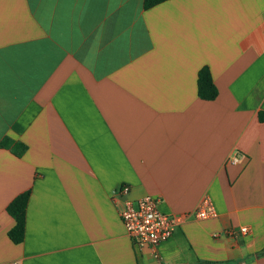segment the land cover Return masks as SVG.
Returning <instances> with one entry per match:
<instances>
[{"label": "crops", "instance_id": "obj_1", "mask_svg": "<svg viewBox=\"0 0 264 264\" xmlns=\"http://www.w3.org/2000/svg\"><path fill=\"white\" fill-rule=\"evenodd\" d=\"M261 113L264 0H0V142L28 147L0 148V264H264ZM148 195L187 217L158 257L120 217Z\"/></svg>", "mask_w": 264, "mask_h": 264}, {"label": "built area", "instance_id": "obj_2", "mask_svg": "<svg viewBox=\"0 0 264 264\" xmlns=\"http://www.w3.org/2000/svg\"><path fill=\"white\" fill-rule=\"evenodd\" d=\"M242 155L235 154L228 162L237 164L241 162ZM130 192L128 186L118 190V196H126ZM161 200L148 195L138 201L125 199L120 217L130 239L139 249L150 247L158 257L157 248L162 243L169 241L176 229L187 218L184 215H168L160 210ZM218 215L214 204L209 197H205L197 209L192 213L196 219L207 220ZM250 232L248 227H242L239 233L246 235ZM229 235L235 236L237 231L230 230Z\"/></svg>", "mask_w": 264, "mask_h": 264}, {"label": "trees", "instance_id": "obj_3", "mask_svg": "<svg viewBox=\"0 0 264 264\" xmlns=\"http://www.w3.org/2000/svg\"><path fill=\"white\" fill-rule=\"evenodd\" d=\"M168 0H144V8L150 9ZM198 92L201 99L213 101L219 95L213 76L209 68H203L199 73ZM260 120L264 122V113L260 114ZM0 148L10 150L17 157H22L28 147L21 142L6 137L0 142ZM31 192L27 191L19 195L7 208L10 216L15 220V225L9 232L10 239L15 244H22L26 237L27 210ZM264 255V250L259 254Z\"/></svg>", "mask_w": 264, "mask_h": 264}]
</instances>
